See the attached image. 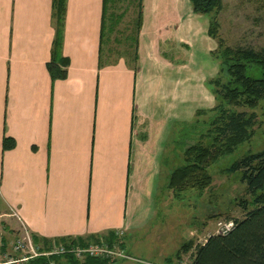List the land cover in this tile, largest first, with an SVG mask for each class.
Returning a JSON list of instances; mask_svg holds the SVG:
<instances>
[{"label": "crops", "instance_id": "obj_1", "mask_svg": "<svg viewBox=\"0 0 264 264\" xmlns=\"http://www.w3.org/2000/svg\"><path fill=\"white\" fill-rule=\"evenodd\" d=\"M56 1L0 0V213L19 215L8 218L9 228L3 224L8 234L0 228L2 250L18 237L10 239L18 225L40 252L110 244L120 236L129 256L116 263L137 261L141 257L126 239L151 216L144 210L170 153L169 140L175 133L181 139L198 103L213 105L193 59L203 61L194 54L191 62L179 58L176 50L184 40H207L205 19L190 1L183 9L179 3L177 12L146 2L135 61L109 62L101 52L104 0H67L60 20ZM169 22L177 26L164 36ZM51 61L67 69L64 78L52 79ZM170 157L167 168L176 163ZM201 233L192 238L195 244L212 234ZM193 252L183 256L187 264ZM72 256L76 264L87 258L38 255L28 264L38 257L72 264ZM159 257L163 261L152 264H168L172 256Z\"/></svg>", "mask_w": 264, "mask_h": 264}, {"label": "rangeland", "instance_id": "obj_2", "mask_svg": "<svg viewBox=\"0 0 264 264\" xmlns=\"http://www.w3.org/2000/svg\"><path fill=\"white\" fill-rule=\"evenodd\" d=\"M188 1L190 0H110L106 6V32L101 41V52L107 59L111 57L109 62L123 57L127 62L133 63L136 59L137 42L139 43L142 31L146 2H159L164 4V6L168 4L173 7L170 9L172 12H177L179 3L182 4L179 8L183 9V5ZM224 1V9L220 14L217 13L220 25L218 36H212L209 33L210 24L215 14H202L205 20L201 24L205 28L207 40L202 42V44L200 41L199 43L194 42L195 39L193 41L190 40V42L184 40L176 46V50L180 52L179 58H182L181 56L183 55L184 58H188V61L191 62L190 60L194 54V56L198 55L200 60L203 61L200 64L193 59L195 68L201 73L202 77L200 84L202 83L203 86H199L205 88L213 100V105L211 106L202 107L198 103L199 107L193 113L195 116L193 121L196 119L204 120L214 112L213 109L216 106L217 99L214 94V85L209 82L218 77L223 80L227 79L226 73L222 68V60L218 58L221 50V39L227 45L233 47L250 45L258 50L264 48V0ZM165 10L169 9L166 8ZM140 17L142 18V25L138 28ZM175 26L177 24L175 25L172 22L163 25L162 28H166L164 36L168 31L173 30ZM252 71L256 74L255 70ZM258 118L259 122L256 126L258 131L253 139L242 143L235 151L229 155L222 156L219 161L210 166V173L213 176L214 183L204 191L197 189L185 190V192L177 194L174 190L168 189L167 185L170 176L168 172L172 168L185 163L183 151L186 145L182 143V140L177 139L176 133L173 134L169 140L170 153L166 154L168 158L163 169H161L160 177L157 179L158 183L155 186L153 200L152 198L150 199L149 205L146 202L148 207L144 210V216H148L150 211H152L151 216L149 220H146V225L141 227L138 232H135L132 236H126L128 238L126 239L128 248L141 258L137 261L126 262L120 260L117 263L114 262L124 256H129L128 251L124 248L123 238L118 236L113 241L112 246L115 245L113 249L121 253L123 257L117 253V255L100 259L108 260L107 263L110 262V264H152V262L163 261L159 257L162 252L174 258L177 250L184 243L192 238H200L203 235L201 231L205 230V232L213 234L219 228L218 223L226 220V218H243L245 213L240 202L244 199H250V195L244 183L234 173L227 172L226 168L229 167L231 162L241 158L242 155L264 149V107L258 109ZM178 134L181 135L183 133L180 131ZM193 142L190 141V143ZM169 155L176 161V163H174V160L172 161V168H167L171 165L168 160ZM142 189L144 188L142 187ZM135 194L137 195V192ZM2 214H7V212ZM9 217H4L3 220L5 221H2V225H0L2 234H8L7 231L9 229H5V233H3V224L6 223L5 227H10L12 223H9ZM17 227L13 230L14 234H12L11 240L15 238V235L19 236L21 233V230L17 229ZM11 247L7 249V252H11ZM12 253L14 257L22 258L23 256V252ZM15 264H28V262L24 261Z\"/></svg>", "mask_w": 264, "mask_h": 264}, {"label": "trees", "instance_id": "obj_3", "mask_svg": "<svg viewBox=\"0 0 264 264\" xmlns=\"http://www.w3.org/2000/svg\"><path fill=\"white\" fill-rule=\"evenodd\" d=\"M66 1H56L59 20L64 15ZM109 1L104 0L103 4V27L106 26V6ZM190 1L194 13L215 14L209 33L218 36V14L224 9L225 1ZM141 25L140 17L138 28ZM104 32L103 29L102 38ZM220 49L218 58L222 60L227 79L218 77L209 82L214 85L212 87L217 99L213 114L204 120L196 119L192 123H186L183 127L180 140L186 145L183 151L185 163L172 168L168 184V188L177 194L185 190L204 191L212 186L214 179L210 166L222 156L235 151L242 143L251 141L258 131V109L264 107V48L258 50L250 45L233 47L221 39ZM47 68L54 80L67 75V69L57 65L55 61H51ZM226 171L234 173L244 183L250 195V199L240 202L244 217L226 218L224 221H234L235 227L231 231L226 234H210L205 243L195 244V240L191 239L177 250L174 258L169 257L166 263H180L183 256L193 249L190 264H264V149L242 155L231 162ZM85 245L87 244L84 243ZM72 258V264H76V259ZM100 258L87 257L82 264H108V260ZM58 259L59 257H55L57 264ZM31 264H48V261L47 258L38 257Z\"/></svg>", "mask_w": 264, "mask_h": 264}, {"label": "built area", "instance_id": "obj_4", "mask_svg": "<svg viewBox=\"0 0 264 264\" xmlns=\"http://www.w3.org/2000/svg\"><path fill=\"white\" fill-rule=\"evenodd\" d=\"M17 217L19 218V215L16 211L10 210L9 214H0V224L4 217ZM219 228H217V233L220 234H226L229 231H231L235 225L234 221H221L218 223ZM21 235H19L16 239L13 240L11 243L12 249L11 254L9 252H3V242H2V235L0 234V264H15L19 262L29 261L35 256L43 255V256H53L58 254H74L77 255L79 258L82 257H101L105 258L106 256H113V255H121L118 251L116 252L112 245L107 244L105 242H96L91 243L87 246H69L66 247L64 245H59L58 247L40 252L35 249V247L32 245V238L30 233H28V230L25 228H22ZM12 252H23L22 258L14 257ZM127 256H124L123 258H126ZM178 264H187L184 260L180 261ZM189 264V263H188Z\"/></svg>", "mask_w": 264, "mask_h": 264}, {"label": "bare ground", "instance_id": "obj_5", "mask_svg": "<svg viewBox=\"0 0 264 264\" xmlns=\"http://www.w3.org/2000/svg\"><path fill=\"white\" fill-rule=\"evenodd\" d=\"M218 234H220V233H218Z\"/></svg>", "mask_w": 264, "mask_h": 264}]
</instances>
